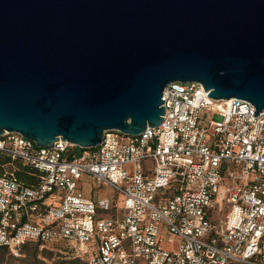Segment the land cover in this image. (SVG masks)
<instances>
[{"label": "built area", "instance_id": "2783aa9c", "mask_svg": "<svg viewBox=\"0 0 264 264\" xmlns=\"http://www.w3.org/2000/svg\"><path fill=\"white\" fill-rule=\"evenodd\" d=\"M208 95L171 83L160 126L105 131L80 155L6 132L0 154L39 175L27 186L15 167L0 174V247L65 241L88 264H264V110ZM92 184L114 196H86Z\"/></svg>", "mask_w": 264, "mask_h": 264}, {"label": "water", "instance_id": "95a60500", "mask_svg": "<svg viewBox=\"0 0 264 264\" xmlns=\"http://www.w3.org/2000/svg\"><path fill=\"white\" fill-rule=\"evenodd\" d=\"M201 83L264 110V0H0V137L81 149L158 127Z\"/></svg>", "mask_w": 264, "mask_h": 264}, {"label": "rangeland", "instance_id": "374dc122", "mask_svg": "<svg viewBox=\"0 0 264 264\" xmlns=\"http://www.w3.org/2000/svg\"><path fill=\"white\" fill-rule=\"evenodd\" d=\"M81 148H76L74 151L79 155L81 153ZM3 160H8L5 156L1 155ZM18 167L17 164H15ZM13 169L10 164H7L4 168H0V173L9 172ZM131 170V167L127 168ZM82 185L79 184V189ZM91 187L86 185L83 188V192L86 196L97 197V195L107 194L109 190L107 188H100L96 193H92ZM112 192V191H111ZM97 194V195H96ZM173 236L169 234L166 227H163L161 238H163L162 246L165 250L173 249V246L168 242ZM36 243L29 244L22 249L19 256L13 255L10 252H5L0 250V264H88L87 261L82 259H77L75 251L69 246H58L48 245L49 248L45 247L39 249L35 246Z\"/></svg>", "mask_w": 264, "mask_h": 264}, {"label": "trees", "instance_id": "16d2710c", "mask_svg": "<svg viewBox=\"0 0 264 264\" xmlns=\"http://www.w3.org/2000/svg\"><path fill=\"white\" fill-rule=\"evenodd\" d=\"M80 150H81V153L80 154H82L85 151V149H80ZM6 158L8 160H3L1 158V154H0V168H2L4 165H7V164H10L11 166L13 165L12 167L17 168L16 176H17V179L19 181L23 182L27 186H32V185H34L36 183V176L39 175L38 172H36L32 168H30L29 166H24L20 161L12 162L10 158H8V157H6ZM15 164H17L18 167H16ZM0 174H4V173H0ZM31 244H33V243H31ZM27 245H29V244H27ZM27 245H25L24 247H26ZM56 245H57V247L58 246L68 247L69 246V243L68 242H65V241H59V242L56 243ZM35 246L37 248H39V249L40 248L43 249L45 247L49 248L48 247V244H44V243H40V242L39 243H36ZM0 250H3L5 252H10L7 248H4V247H0ZM77 259H80V258L77 257Z\"/></svg>", "mask_w": 264, "mask_h": 264}, {"label": "crops", "instance_id": "0c3cea01", "mask_svg": "<svg viewBox=\"0 0 264 264\" xmlns=\"http://www.w3.org/2000/svg\"><path fill=\"white\" fill-rule=\"evenodd\" d=\"M5 166L6 165H4L2 168H4ZM90 187L92 188L91 189L92 193H94V192L96 193V191L100 190V189L95 188L96 186H94L93 184L90 185ZM105 196L111 197V196H114V194H113V192H111V190H109V193H107V194H101V195L98 194L96 198L105 197Z\"/></svg>", "mask_w": 264, "mask_h": 264}]
</instances>
